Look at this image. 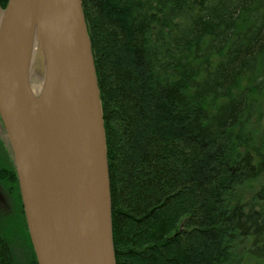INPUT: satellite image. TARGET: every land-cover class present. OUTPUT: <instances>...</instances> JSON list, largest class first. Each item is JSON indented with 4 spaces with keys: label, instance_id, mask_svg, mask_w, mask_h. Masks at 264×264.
Wrapping results in <instances>:
<instances>
[{
    "label": "trees",
    "instance_id": "16d2710c",
    "mask_svg": "<svg viewBox=\"0 0 264 264\" xmlns=\"http://www.w3.org/2000/svg\"><path fill=\"white\" fill-rule=\"evenodd\" d=\"M81 4L115 264H264V0ZM0 184L21 220L0 228V264H37L2 143Z\"/></svg>",
    "mask_w": 264,
    "mask_h": 264
},
{
    "label": "water",
    "instance_id": "95a60500",
    "mask_svg": "<svg viewBox=\"0 0 264 264\" xmlns=\"http://www.w3.org/2000/svg\"><path fill=\"white\" fill-rule=\"evenodd\" d=\"M35 28L44 64L37 97L29 82ZM0 121L36 263L115 264L102 106L81 0H8Z\"/></svg>",
    "mask_w": 264,
    "mask_h": 264
},
{
    "label": "rangeland",
    "instance_id": "374dc122",
    "mask_svg": "<svg viewBox=\"0 0 264 264\" xmlns=\"http://www.w3.org/2000/svg\"><path fill=\"white\" fill-rule=\"evenodd\" d=\"M1 11L2 9L0 8V16H1ZM35 61L36 63L33 67L32 72L30 73L29 82L31 86L32 85L36 86V88L39 87L38 89L41 90L43 76H44V64H43L41 53H39ZM246 86H247L246 82H243L241 83V87L238 90H241L245 88ZM257 101L260 103V105L261 104L264 105L263 95L257 97ZM260 123L262 126L264 125V108L262 109L261 114H260ZM0 143L3 144L7 152L8 151L10 152V148H9L8 141H7V136L5 134L1 121H0ZM1 153L3 154L2 151ZM19 223L21 225V220L19 219L15 211V208L12 209V212L10 211V213H8L7 209L2 208L0 205V228L5 233L6 237H8V235L11 234V229L13 228L15 231H18L17 233H21ZM19 236L21 235L19 234Z\"/></svg>",
    "mask_w": 264,
    "mask_h": 264
},
{
    "label": "bare ground",
    "instance_id": "6f19581e",
    "mask_svg": "<svg viewBox=\"0 0 264 264\" xmlns=\"http://www.w3.org/2000/svg\"><path fill=\"white\" fill-rule=\"evenodd\" d=\"M40 49V38H39V32L38 30L35 28L34 29V32H33V35H32V43H31V48H30V73L32 72L33 70V67L36 63V58L38 57V50ZM30 88H31V91H32V94L37 97V95L39 94L40 92V89H38L39 87L36 88V86H31L30 85Z\"/></svg>",
    "mask_w": 264,
    "mask_h": 264
},
{
    "label": "flooded vegetation",
    "instance_id": "af4514ba",
    "mask_svg": "<svg viewBox=\"0 0 264 264\" xmlns=\"http://www.w3.org/2000/svg\"><path fill=\"white\" fill-rule=\"evenodd\" d=\"M9 145V144H8ZM10 155H11V152H10ZM11 158H12V155H11ZM13 161V159H12ZM19 189V187H18ZM0 194H1V199H0V205L2 208H5L7 209L8 213H10L11 211V196L8 192H6V190L3 188V186L0 184ZM20 194V192H19Z\"/></svg>",
    "mask_w": 264,
    "mask_h": 264
}]
</instances>
